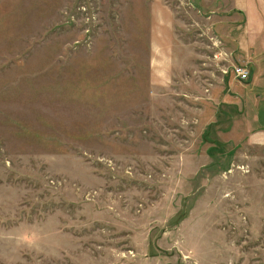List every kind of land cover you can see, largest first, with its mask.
Wrapping results in <instances>:
<instances>
[{"label":"rangeland","instance_id":"obj_1","mask_svg":"<svg viewBox=\"0 0 264 264\" xmlns=\"http://www.w3.org/2000/svg\"><path fill=\"white\" fill-rule=\"evenodd\" d=\"M228 9L0 0V264H264Z\"/></svg>","mask_w":264,"mask_h":264},{"label":"crops","instance_id":"obj_2","mask_svg":"<svg viewBox=\"0 0 264 264\" xmlns=\"http://www.w3.org/2000/svg\"><path fill=\"white\" fill-rule=\"evenodd\" d=\"M222 2V5L219 3ZM216 0L219 7L228 5V19L216 21L212 28L217 30V44L225 56L233 57L239 65L248 72V81L241 82L230 73H224V80L230 85L234 78L243 86V92L233 95L231 89L224 88L230 104L240 103L241 113L251 123L257 137L264 140V0ZM215 11L213 15H218ZM216 18H218L216 16ZM228 53V54H227ZM258 111H262L258 116ZM250 117V118H249ZM263 117V118H262ZM259 127V128H258Z\"/></svg>","mask_w":264,"mask_h":264},{"label":"built area","instance_id":"obj_3","mask_svg":"<svg viewBox=\"0 0 264 264\" xmlns=\"http://www.w3.org/2000/svg\"><path fill=\"white\" fill-rule=\"evenodd\" d=\"M233 75L237 78V80L241 82H245L248 80V72L241 66H235L233 68Z\"/></svg>","mask_w":264,"mask_h":264}]
</instances>
